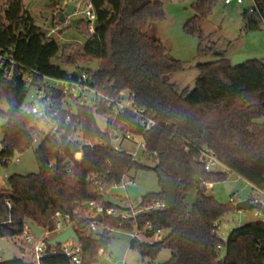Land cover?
<instances>
[{
    "label": "trees",
    "instance_id": "1",
    "mask_svg": "<svg viewBox=\"0 0 264 264\" xmlns=\"http://www.w3.org/2000/svg\"><path fill=\"white\" fill-rule=\"evenodd\" d=\"M90 1L97 16L95 31L90 33L85 21L86 41L63 45L43 31L23 0H0V49L18 62L12 78L0 69V106L5 102L10 106L8 113L0 108V115L7 119L2 126V164L7 165L15 152L33 147L34 132L41 138L35 150L39 171L14 173L8 177L9 188H0V237L17 238L29 221L52 232L60 218L68 217L79 238L82 264L96 263L100 250L108 248L110 229L121 227L136 228L130 248L138 250L143 259L154 260L163 249H170L171 257L162 264H264V222L256 219L235 228L223 240L218 235L219 223L236 209L235 201L222 203L203 185L224 182L228 174L235 173L264 191V64L253 60L234 68L222 51L218 59L197 65L199 76L193 90H180L170 78L183 69L182 61L149 32L166 18L161 0ZM215 3L194 2L196 13L186 22L185 31L203 38L201 19L211 14ZM59 16L58 24L63 25ZM244 18L246 30L259 29L264 24V0H253ZM201 49L205 52L213 47ZM95 59L100 65L92 74L94 85L112 96L130 91L135 105L146 107L158 122L143 131L135 125L134 117L128 118L130 128L143 135V162L115 148L109 132L100 127L97 116L110 112L105 104L80 106L73 117L69 129L77 125L87 139L98 141L83 149L66 135L40 133L36 117L24 110L29 90L25 73L35 70L71 77L74 74L67 73L64 66ZM204 151L227 170L207 171ZM139 169L155 170L162 190L145 194L137 208L164 202V177L176 184L174 207L133 215L129 199L122 206L107 200L112 188ZM194 189L197 200L191 206L188 194ZM98 205L119 207L130 215L124 213L121 219L119 215L104 216L100 223L104 232L96 235L90 223ZM257 208L264 210L261 205L253 209ZM8 219L11 222H4ZM140 232L147 238L163 234L149 242L138 238ZM55 247L57 253L43 256L41 264H71L61 245ZM222 248L226 249L224 257ZM1 264L35 263L15 256Z\"/></svg>",
    "mask_w": 264,
    "mask_h": 264
},
{
    "label": "rangeland",
    "instance_id": "2",
    "mask_svg": "<svg viewBox=\"0 0 264 264\" xmlns=\"http://www.w3.org/2000/svg\"><path fill=\"white\" fill-rule=\"evenodd\" d=\"M28 8H32L31 15L48 34L54 28L56 31L51 36L56 37L63 45L82 43L85 38L83 33V23L86 20L87 0H82L74 15L67 18L63 25L58 24L60 11L67 8L66 2L71 0H24ZM164 3L166 18L160 23L154 24L149 32L158 36L169 50V53L181 60L183 69L171 75V82L180 90H193L199 76L197 65L218 59L217 51H225L227 56L232 58L237 54L260 55L264 57V24L256 30H246L244 11L251 9L253 0H243L241 3L236 0L230 4L226 0H216L211 14L201 19L203 38L196 34L185 31V24L195 15L192 7L198 0H161ZM67 28L65 32L60 30ZM85 35V36H84ZM84 36V37H83ZM213 47L203 52L201 48ZM264 64V58L260 59ZM57 62V61H56ZM35 100V91L29 88L26 98V105ZM98 123L102 129L106 128V119L103 115L97 116ZM7 119L0 115V151L1 140L3 138L2 126ZM39 142L24 152H15L7 165H3L0 160V188H9L8 177L14 173L27 175L39 171L35 150ZM113 146L119 150L132 154L141 162L144 161V141L136 136L133 141H113ZM221 168L218 166L217 169ZM134 180L135 184H127ZM125 185L112 188L106 195L107 200L117 205H125L126 199L140 203L142 197L149 192H159L162 184L158 173L152 169L133 170L124 180ZM208 187V194L215 196L222 203H229L233 193L238 197L235 204L249 198H258L264 202V191L254 187L242 176L235 173L228 174V179L224 182L216 183L214 188ZM197 200V191L194 189L188 194V201L192 206ZM255 209L233 210L226 214L219 223L218 235L223 240H227L230 232L242 225L256 220ZM104 232V227L99 226L95 231L96 235ZM163 233V232H162ZM136 234V228H113L110 229L111 239L106 251L100 250L98 261L93 264H162L169 260L171 251L163 249L154 260L143 259L139 251L130 248V241ZM50 237H53L51 235ZM138 238L143 241H155L158 236L147 238L143 233L138 234ZM21 243L16 237H0V250L4 259H11L15 256L23 258L27 262H36V255L30 247L23 245L26 252L20 249ZM225 248H222L220 255L224 256Z\"/></svg>",
    "mask_w": 264,
    "mask_h": 264
},
{
    "label": "built area",
    "instance_id": "3",
    "mask_svg": "<svg viewBox=\"0 0 264 264\" xmlns=\"http://www.w3.org/2000/svg\"><path fill=\"white\" fill-rule=\"evenodd\" d=\"M235 0H226L227 4L232 3ZM241 3L243 0H236ZM87 10H86V20L88 23V30L90 33L95 31V24L97 21L96 13L93 10V6L90 0H87ZM56 30L53 28L47 35L51 36ZM18 66V62L13 57L11 53L0 49V69H2L8 78H12L15 68ZM74 76L71 77H56L47 74L39 73L38 71L27 72L24 75V82L30 88L35 91V100L29 105H24V110L32 114L37 119V128L40 133L46 135L45 131L40 129V125L43 124L49 129L48 134H59L66 135L69 140L78 143L79 147L83 149L85 146L95 145L98 141H93L87 139L77 125H72L74 116L78 115V109L80 106L95 107L100 104H105L110 107V112L104 114L106 119V128L104 131H108L113 141H133L136 136L143 139V135L135 133L130 128V123L128 118L130 116L134 117L135 125L142 129L143 131H148L158 125V122L153 118L146 107H141L135 105L130 91L124 90L121 92H116V95H110L103 90L97 88L93 83V72L87 71L85 69H77L73 73ZM40 135L37 132L33 133V142H40ZM144 141V139H143ZM122 151V150H121ZM77 158H82V151L77 155ZM202 159L205 161V168L207 171H217V167L222 164L220 161L211 153L204 151L202 154ZM226 168V167H225ZM227 170V169H225ZM127 184L134 185L135 181L130 180ZM122 185H125L124 181ZM203 185L212 186V183L203 182ZM238 195L233 193L231 196V201H236ZM251 202L256 205H261L264 207V202L258 198H250ZM140 203L136 201L131 203L132 214L149 210L153 208H165L167 204L164 202H156L150 206L138 209ZM9 208L11 204L9 203ZM125 216H129V212H124ZM124 213L119 207H105L103 205L96 206L92 214V220L90 223V229L95 232L101 222H99L95 217L99 214L104 216L109 215H122ZM60 216L59 213H57ZM254 216L258 220L264 222V210L257 208L254 211ZM4 222H11L8 219ZM2 222H0L1 225ZM69 218H60L57 222V227L55 231H49L45 228L42 235L38 237L36 233L30 228L28 222L25 223L24 231L17 238L19 239L21 245H26L36 255L35 264H41V259L43 256L50 253H57L55 245L50 244L49 241L56 235L62 233L69 227ZM162 232L156 234L159 238L162 237ZM53 235V237H50ZM136 234H134L135 236ZM60 244V243H59ZM61 252L70 258L71 264H82L81 258V245L79 241H76L71 237L67 242L61 243ZM225 255V254H224ZM224 257V256H221ZM4 257L0 250V264L4 261Z\"/></svg>",
    "mask_w": 264,
    "mask_h": 264
},
{
    "label": "water",
    "instance_id": "4",
    "mask_svg": "<svg viewBox=\"0 0 264 264\" xmlns=\"http://www.w3.org/2000/svg\"><path fill=\"white\" fill-rule=\"evenodd\" d=\"M81 1L82 0H71V2L67 4L66 10L60 13V16H59L60 20L66 21L68 17L74 15L77 11V6ZM216 53L221 54L220 51H217ZM262 58L264 57L260 55L237 54L231 58V62H232V66L234 68H237V67H240L246 64L249 61L260 60ZM99 65H100V61L98 59H95L91 61L90 63H80V64L73 65V66H64L63 69L69 74H73L74 72L77 71V69H85L87 71L95 73L98 70ZM0 108L5 113H8L10 111V106L7 102L2 104ZM39 127L41 130L45 131V133L47 134L49 133V129L45 125L41 124ZM148 166L150 168H155L156 164H148ZM163 183H164V188H165L164 201L168 207H174L177 202V195H178L176 184L173 180H171L168 177L163 178ZM253 208H254V204L251 202L250 198L243 200L241 202H238L236 204L237 210H251ZM95 218L99 222H102L103 215L99 214ZM119 218L121 219L122 215H119ZM28 224L38 237L42 235L44 231L42 227L37 226L35 223L31 221H29ZM71 237H73L76 241H79V238H78V235L75 229L73 228V226L70 225L69 227H67L65 231L53 237L49 241V243L50 244H59V243L61 244V243L67 242ZM22 249H24V247H22Z\"/></svg>",
    "mask_w": 264,
    "mask_h": 264
},
{
    "label": "crops",
    "instance_id": "5",
    "mask_svg": "<svg viewBox=\"0 0 264 264\" xmlns=\"http://www.w3.org/2000/svg\"><path fill=\"white\" fill-rule=\"evenodd\" d=\"M23 1H24V0H23ZM39 1L44 2L45 0H39ZM24 4H25V1H24ZM66 4H68V2H66ZM25 5H26V9H27L29 12L32 13V11H33L32 8L29 9L28 6H27L28 4H25ZM63 22H64V21H63ZM84 36H85V35H84ZM84 36H83V37H84ZM87 37H88V36H85V38L82 39V44L86 41ZM225 169H226L225 166L222 164V165H221V168L217 169V171H225ZM214 186H215V184L212 185V188H214ZM19 247H20V249H21L22 252H26V248H25V247H24V249H22L23 245H20Z\"/></svg>",
    "mask_w": 264,
    "mask_h": 264
}]
</instances>
